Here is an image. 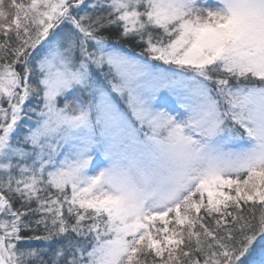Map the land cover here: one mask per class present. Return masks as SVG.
I'll list each match as a JSON object with an SVG mask.
<instances>
[{"label":"snow or ice","instance_id":"obj_1","mask_svg":"<svg viewBox=\"0 0 264 264\" xmlns=\"http://www.w3.org/2000/svg\"><path fill=\"white\" fill-rule=\"evenodd\" d=\"M0 264H264V0H0Z\"/></svg>","mask_w":264,"mask_h":264},{"label":"trees","instance_id":"obj_2","mask_svg":"<svg viewBox=\"0 0 264 264\" xmlns=\"http://www.w3.org/2000/svg\"><path fill=\"white\" fill-rule=\"evenodd\" d=\"M136 51L139 52V49H136ZM29 244L32 247H44L45 246L44 244H41L40 242H36V241L29 242Z\"/></svg>","mask_w":264,"mask_h":264}]
</instances>
